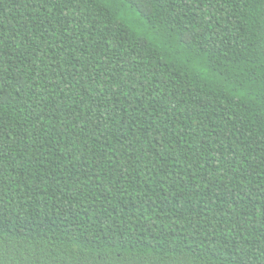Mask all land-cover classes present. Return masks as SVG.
<instances>
[{"label":"trees","instance_id":"1","mask_svg":"<svg viewBox=\"0 0 264 264\" xmlns=\"http://www.w3.org/2000/svg\"><path fill=\"white\" fill-rule=\"evenodd\" d=\"M0 264H264V0H0Z\"/></svg>","mask_w":264,"mask_h":264}]
</instances>
